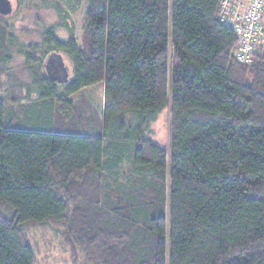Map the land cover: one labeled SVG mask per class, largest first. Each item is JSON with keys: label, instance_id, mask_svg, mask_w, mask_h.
I'll return each mask as SVG.
<instances>
[{"label": "trees", "instance_id": "trees-1", "mask_svg": "<svg viewBox=\"0 0 264 264\" xmlns=\"http://www.w3.org/2000/svg\"><path fill=\"white\" fill-rule=\"evenodd\" d=\"M86 1L79 45L52 0L42 60L18 48L21 96L0 15V264H37L46 229L83 264H264V48L236 60L220 0ZM98 84L101 110L82 94ZM164 109L167 147L147 136Z\"/></svg>", "mask_w": 264, "mask_h": 264}, {"label": "rangeland", "instance_id": "rangeland-1", "mask_svg": "<svg viewBox=\"0 0 264 264\" xmlns=\"http://www.w3.org/2000/svg\"><path fill=\"white\" fill-rule=\"evenodd\" d=\"M12 4V12L4 18L9 23L10 33L13 36L14 46L11 49L13 59L7 69V78L3 77L6 92L14 96L23 95L24 89H18L19 85L30 82L29 74L24 65V57L16 55L19 47L34 46L28 50H35L34 59L40 61L41 53L46 47L42 45L41 33L44 29L57 26L60 18L53 10L52 0H8ZM62 5L65 14L67 28H58L57 36L66 40L70 31L79 45V38L82 34V25L87 8L86 0H58ZM70 27V28H69ZM62 56L71 76V64L63 53ZM45 59V58H44ZM43 59V62H44ZM42 60V59H41ZM43 64V63H42ZM43 68V67H42ZM41 68L43 74L44 71ZM16 87V88H15ZM8 89V90H7ZM1 92V91H0ZM87 99L101 110L104 105L102 85L98 84L82 91ZM168 111L164 109L150 126L148 137L158 146H168ZM54 234L46 230H37L30 233V241L36 250L37 264H83V259L78 255L71 258L67 249L59 243V237L53 238Z\"/></svg>", "mask_w": 264, "mask_h": 264}, {"label": "built area", "instance_id": "built-area-1", "mask_svg": "<svg viewBox=\"0 0 264 264\" xmlns=\"http://www.w3.org/2000/svg\"><path fill=\"white\" fill-rule=\"evenodd\" d=\"M218 19L238 37L236 60L249 64L264 48V0H220Z\"/></svg>", "mask_w": 264, "mask_h": 264}, {"label": "water", "instance_id": "water-1", "mask_svg": "<svg viewBox=\"0 0 264 264\" xmlns=\"http://www.w3.org/2000/svg\"><path fill=\"white\" fill-rule=\"evenodd\" d=\"M12 12V4L8 0H0V15L5 17ZM47 78L57 84H64L69 79L68 68L62 56L56 52L48 54L43 62Z\"/></svg>", "mask_w": 264, "mask_h": 264}]
</instances>
